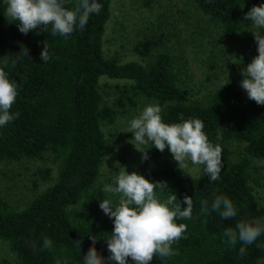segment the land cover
Here are the masks:
<instances>
[{"label":"trees","instance_id":"1","mask_svg":"<svg viewBox=\"0 0 264 264\" xmlns=\"http://www.w3.org/2000/svg\"><path fill=\"white\" fill-rule=\"evenodd\" d=\"M191 1L197 12L227 37L238 36L245 14L264 3ZM100 2V14L91 16L83 31L77 30L67 39L51 37L40 29L21 34L16 24L8 22L0 4V59L8 62L9 78L21 84L12 106V112L20 113L19 119L0 129V165L51 159L55 166V170L38 169L35 189L45 188L35 191L24 208L16 209L0 197V242L6 244L16 264H56L57 259L65 258L68 264H81L92 247L89 236L95 235L98 253L109 257L105 240L113 231V222L99 203L104 199L118 203V197L103 191L114 175L102 168L109 140L116 137L114 133L106 136L105 131L141 102H158L165 123H178L181 117L204 121L209 139L222 145L223 168L214 183L202 173L199 178H185L176 168L152 173L151 181H167L179 200L185 195L192 197L193 214L191 220H177L187 224V238L172 245L178 254L154 256L151 264H264V251L256 245L248 246L246 257L239 260L242 245L233 248L222 243L223 231L234 227L236 221L264 216L251 178L252 162L264 161V106L247 98L240 87L241 75L206 98L194 99L174 71L172 55L155 53L148 42L134 49L140 60L122 63L106 58L104 36L113 0ZM69 7H75V0ZM259 31L264 35V30ZM44 42L52 57L47 63L40 58ZM22 46L29 49L26 58L19 55ZM101 78L123 82L111 106L103 102ZM231 143L241 146L235 160H230L225 147ZM149 153L155 158L170 154L167 149L161 153L154 148ZM167 195L162 194L164 198ZM216 195L227 196L236 206L234 220L201 211V200H207L210 207ZM44 238L53 241L51 249H42ZM259 242L264 243V236ZM75 243H80V248ZM33 245L41 250L35 251ZM129 264H133L130 259Z\"/></svg>","mask_w":264,"mask_h":264},{"label":"clouds","instance_id":"2","mask_svg":"<svg viewBox=\"0 0 264 264\" xmlns=\"http://www.w3.org/2000/svg\"><path fill=\"white\" fill-rule=\"evenodd\" d=\"M73 0H0L3 12L10 23L16 24L18 31L27 36L29 32L40 29L49 32L51 37L67 39L75 31H83L91 16L99 15L103 5L100 0H75V7H69ZM244 7V6H243ZM253 29L258 55L246 68L242 69L240 87L247 98L258 106H264V3L253 6L244 16ZM244 24V23H242ZM29 49L22 46L19 55L28 57ZM43 63L51 60L48 45L44 42L40 53ZM13 65L15 60L12 61ZM8 62L0 59V129L19 119V112H12L21 84L9 78L6 71ZM229 80V79H228ZM230 82V81H229ZM227 85V84H226ZM226 85H223L226 86ZM222 87V88H223ZM163 108L158 102L147 103L138 115L128 121L127 133H132L138 145L151 144V148L137 150L142 154L141 161L150 159L148 150L156 149L163 153L166 149L178 165L196 167L210 183L220 179L223 148L220 143L209 139L205 123L199 118L184 119L178 123H165ZM221 136L218 132L217 140ZM118 151V147L116 149ZM118 172L111 177L103 191L118 197V203L111 199L100 201L99 208L113 222V231L105 240L110 256L105 258L98 253L95 235H90L92 247L83 255L81 264H151L153 257L171 258L178 254L172 247L175 242L186 239L187 224L177 220H191L193 198L185 195L177 198L175 191L168 188L167 181L151 182L137 171L129 173L124 166L116 165ZM167 189V191H166ZM167 193V197L162 196ZM201 211L218 213L221 220H234L238 210L233 202L224 195H216L211 202L201 200ZM222 243L233 248L239 243L238 259L247 255L248 246L256 245L264 251V216H252L236 221L234 227L222 233ZM80 248V243H75ZM53 241L42 240V249H51ZM35 251H40L33 245ZM56 264H68L67 259H57Z\"/></svg>","mask_w":264,"mask_h":264},{"label":"rangeland","instance_id":"3","mask_svg":"<svg viewBox=\"0 0 264 264\" xmlns=\"http://www.w3.org/2000/svg\"><path fill=\"white\" fill-rule=\"evenodd\" d=\"M244 21L238 36L227 37L214 24L195 9L191 0H113L111 18L106 26L103 50L106 58H116L122 63L140 60L134 52L137 44L148 42L155 53L169 52L173 69L194 99H204L226 82L241 75L242 69L258 55L253 29ZM229 79V80H228ZM103 102H114L123 82L101 78ZM147 103L128 115L121 116L116 126L105 131L116 134L109 140L103 171L115 174L117 164L129 173L137 171L150 179L152 173L166 168L179 169L185 178H199V166H179L171 154L141 161V153L148 145H138L132 133H127L128 121ZM118 147V151L116 150ZM230 160H235L241 146L227 144ZM138 150H137V149ZM55 170L51 159L38 162L24 161L13 165H0V197L16 209L24 208L36 191V173L40 168ZM251 178L254 182L259 206L264 209V161L252 162ZM152 182V181H151ZM258 183V186L255 185ZM45 186L35 192H41ZM15 257L6 244L0 242V264H16Z\"/></svg>","mask_w":264,"mask_h":264}]
</instances>
